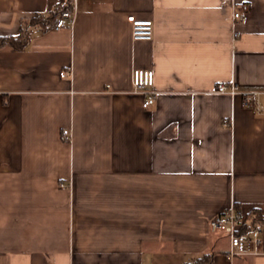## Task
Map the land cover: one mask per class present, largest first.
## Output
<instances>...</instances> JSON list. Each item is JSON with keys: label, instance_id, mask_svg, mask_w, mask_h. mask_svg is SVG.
I'll use <instances>...</instances> for the list:
<instances>
[{"label": "crops", "instance_id": "crops-1", "mask_svg": "<svg viewBox=\"0 0 264 264\" xmlns=\"http://www.w3.org/2000/svg\"><path fill=\"white\" fill-rule=\"evenodd\" d=\"M68 3L63 27L0 47V264H264V225L233 259L210 226L264 215V95L215 92L264 91V0H0V35Z\"/></svg>", "mask_w": 264, "mask_h": 264}, {"label": "built area", "instance_id": "built-area-1", "mask_svg": "<svg viewBox=\"0 0 264 264\" xmlns=\"http://www.w3.org/2000/svg\"><path fill=\"white\" fill-rule=\"evenodd\" d=\"M250 8L248 3H243L234 12V17L239 19L242 17V11H247ZM66 20H73V12L71 9H64L58 17L53 28L63 27ZM128 21L131 23L132 38L134 40L149 41L154 37L153 20L149 18H138L135 15H129ZM238 33H235L237 36ZM67 71H61L60 75H67ZM133 93L144 95L143 107L147 108L152 105L159 94V91L154 88V71L152 69L135 68L133 70ZM215 92L228 94L230 96L242 95L245 99V104L249 105V97H259L264 95L262 90L244 91L235 82L219 83L216 86ZM210 226L213 230L223 232L229 239V249L226 256L230 259L238 255L255 253L257 248L262 243L260 226H251L247 222L244 215L234 206L224 210L214 216L210 221ZM248 230H243L244 228Z\"/></svg>", "mask_w": 264, "mask_h": 264}, {"label": "trees", "instance_id": "trees-1", "mask_svg": "<svg viewBox=\"0 0 264 264\" xmlns=\"http://www.w3.org/2000/svg\"><path fill=\"white\" fill-rule=\"evenodd\" d=\"M71 4L59 5L58 7L50 10L47 15L37 14L30 20L26 21L20 32L17 35H0V47L9 45L13 49L22 50L30 41V31L32 27H38L40 31L45 32L52 28L58 20L59 15L64 9H70ZM251 226L264 225V215L259 210H254L252 213ZM248 230V228L243 229ZM185 264H213V254L205 253L196 257L192 261Z\"/></svg>", "mask_w": 264, "mask_h": 264}]
</instances>
